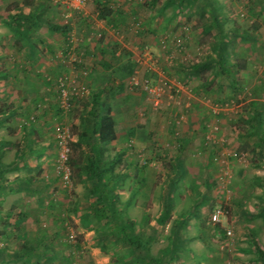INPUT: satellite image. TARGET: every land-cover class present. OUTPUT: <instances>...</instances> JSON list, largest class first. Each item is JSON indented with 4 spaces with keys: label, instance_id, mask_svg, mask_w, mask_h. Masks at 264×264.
<instances>
[{
    "label": "rangeland",
    "instance_id": "1",
    "mask_svg": "<svg viewBox=\"0 0 264 264\" xmlns=\"http://www.w3.org/2000/svg\"><path fill=\"white\" fill-rule=\"evenodd\" d=\"M163 1L0 0L1 16L15 13L19 5L28 12L31 8L25 2L40 3L44 19L68 24L71 29L69 47L58 33L39 28L30 39L31 49L9 22H0V122L4 124L0 141L10 139L14 145L6 161L16 160L13 151L21 140L23 125L29 127L33 116V147L47 146L40 156L19 164L35 176L37 187L56 178L43 189L36 204L1 189L0 251L11 253L32 246L35 237H47L48 242L58 233L42 261L6 262L0 255V264H111L115 260L111 252L99 248L93 228L84 226L88 221L93 227L94 222L85 209L84 175L71 170L64 183L57 173L56 134L67 135L71 155L84 102L93 89L107 86L108 71H114L125 53L136 65L135 71L122 79L121 91L115 89L104 99L112 106L117 130V140L106 154L123 152L115 176L127 168L119 189L120 200H130L126 216L137 228L145 222L148 227L154 225L170 161L181 150L185 173L177 181L171 216L157 228L150 253L155 256L167 245L172 221L192 209L199 194H205V202L188 218L185 250L173 264H259L250 233L264 251V218L258 213L264 208V160L244 149L238 136L250 130L245 123L249 104H264V0H212L218 6L223 31L238 34L228 38L229 51L234 52L230 62L242 64L234 68V86L211 70L194 77L179 68L213 52L216 38L213 29L207 31L209 8L201 10L202 5L196 3L159 10ZM103 7L112 11L105 19L99 15ZM114 49L119 60L112 58ZM103 63L109 64L110 70ZM60 77L68 91L83 86L88 92L69 93L63 99L57 84ZM47 88L48 93L43 94ZM11 109L15 111L3 118ZM27 110H32V115ZM130 129L135 135L127 139ZM130 164L145 169L134 172ZM7 174L3 179H12L15 173ZM207 176L210 188L205 192ZM50 203L55 224L47 212ZM25 207L28 210H23ZM216 208L225 214L218 224L210 220ZM20 211L23 218L38 223L16 226L15 215ZM216 225L222 232L214 231Z\"/></svg>",
    "mask_w": 264,
    "mask_h": 264
},
{
    "label": "trees",
    "instance_id": "2",
    "mask_svg": "<svg viewBox=\"0 0 264 264\" xmlns=\"http://www.w3.org/2000/svg\"><path fill=\"white\" fill-rule=\"evenodd\" d=\"M200 3L201 10L209 8L211 15V23L207 31L213 29L215 31L216 42L213 45V52L207 54L202 60L191 63L184 67L186 76L198 77L206 71H213L215 77L221 76L227 79L231 86L236 84L234 79V68L242 64H232L230 62L233 51H229V35L234 37L238 35L233 31L225 32L222 29L221 18L218 12V6L212 0H164L159 10L172 7L179 9L189 5ZM25 5L31 9L28 12L23 11L22 6L16 7V12L13 14H6L5 21L10 23L12 31L20 34L24 38L25 43L31 49L30 39L37 35V29L46 28L48 31L58 33L62 36L64 43L69 47L71 45L70 27L68 24H56L47 19H44L42 12V5L38 3L36 6L25 2ZM100 2L97 3L99 7ZM100 17L105 19L112 13L111 8L103 7L99 9ZM3 17L0 16V22ZM245 33L244 37H246ZM112 58L119 60L116 56V50L110 51ZM125 58L118 63L114 71L109 72V83L107 86L98 87L91 91L89 99L84 102L83 115L80 117L78 124L75 126L76 140L72 143V154L68 157V167L73 173L79 176L84 175L83 182L86 186V206L88 214L94 219L93 227L88 221L84 223L86 229L93 228L96 232V238L99 243V248L104 252H111V257L115 260L111 264H173L178 260L179 255L185 250L187 237L184 230L187 225L188 218L194 213L197 206L205 202V194H199L198 198L187 212L180 214L171 223L170 235L167 245L160 249L158 254L153 256L150 253L152 242L156 238L157 228L164 225L171 216L173 209V194L177 188V181L179 177L185 173L181 159L183 153L181 150L174 155L170 161L171 168L164 180V185L160 193V210L154 219V225L149 226L143 224L140 228L136 227V222L126 216V208L130 200L121 201L119 196V189L123 183L127 171H119L115 176L116 166L121 162L123 152L107 155L109 145L117 140V130L115 119L112 114V106L104 98L105 95H111L115 89L122 90V79L131 76L136 65L128 59L125 53ZM104 65V63H103ZM110 70V65H104ZM58 84V81H57ZM110 86V87H109ZM108 88V90H107ZM248 118L245 123L250 125V130H244L238 137L244 149L249 150L259 160H264V104L259 102H252L248 108ZM35 110H37L35 108ZM29 114L32 115V110ZM45 112V111H44ZM5 115V114H4ZM29 118L30 120L32 119ZM29 122V127L23 125V133L20 142L17 144L15 151V161L5 164L0 159V191L6 182L3 176L7 172L15 171L20 162L25 161L28 157L40 156L42 147L35 149L33 147L35 129L33 124ZM2 121L0 122V126ZM135 135V130L130 129L126 133L127 139ZM0 145V149H1ZM1 156V155H0ZM58 164V163H57ZM56 162L54 163V167ZM134 172H140L145 169V166L138 164H130ZM210 177L207 176L204 180V190L209 191ZM30 180V179H29ZM32 180V179H31ZM25 182L28 184L26 189L33 188L32 181ZM144 180V179H143ZM56 181L53 179L52 183ZM16 182V181H14ZM49 183V184H52ZM19 183L18 185H21ZM49 184H44L38 187L40 192L36 193L39 198L42 197V190H46ZM37 187V186H36ZM37 191V190H36ZM40 200V199H39ZM244 213V211L240 210ZM47 212L51 215L50 221L55 224L57 218L53 216L55 209L53 203L47 208ZM258 213L264 218V208H260ZM253 216L252 213H245ZM23 212L20 211L15 215L14 222L16 226L22 224ZM61 227L62 222H59ZM221 231L219 225L214 227V231ZM58 233H54L51 241L46 242L47 237H35L32 246L23 247L21 250H14L11 253L0 251L2 261L19 262L32 260L40 262L46 258L51 242L56 239ZM50 240V239H49ZM250 241L254 252L256 254V261L259 264H264V251L259 247L258 241L253 233H250Z\"/></svg>",
    "mask_w": 264,
    "mask_h": 264
},
{
    "label": "crops",
    "instance_id": "3",
    "mask_svg": "<svg viewBox=\"0 0 264 264\" xmlns=\"http://www.w3.org/2000/svg\"><path fill=\"white\" fill-rule=\"evenodd\" d=\"M2 17H3V20H4L5 17L4 16H2ZM48 90H49L48 88L47 89H43V94H47L48 93ZM0 111H2V108L0 109ZM13 111H15V109H11L5 115H7V114L10 115V114L13 113ZM14 114H15V112H14ZM5 115L3 116V118L5 117ZM0 127L1 128L4 127V124H2V126H0ZM9 140L10 139L4 140V142H1L0 141V145L2 146L1 149H0V155H1L0 156V159L5 164L10 163V162L6 161V158L9 155L8 154L9 153V150L12 147H14V145H12ZM45 145L47 146V144H45ZM45 145H43L44 147H42V150H41L40 154H43L44 153L43 151L46 149L45 148ZM15 151H16V149H14V151H13V157L14 158H15ZM12 172L15 173L14 174V177H12V179H11L8 176V178H10V179H6L5 180L6 182L3 185L4 187L1 188V189H5L4 190V193L7 192V194H11V195H20V196H23L25 199H30L31 201L33 200V203L34 204L38 203L39 202L38 199H40V198H38V195H36V193L40 192V189L38 187H36V185H35V176L31 177L32 176L31 173L29 174L28 172H25L24 167L22 168V164H18V166L15 169V171L7 172V173H12ZM25 173H28V177H26ZM29 179L30 180L32 179L31 180L32 181L31 182V185H32L33 188H31V189L28 190V189H26V187L28 186V184H26L25 182L30 181ZM14 181H16V182H14ZM19 183H22V184L21 185H18ZM42 192H43V190H42ZM25 208L26 209H23V210H28L27 207H25ZM26 219L23 218V220H22L21 223L23 225H26L27 227L38 223V220L37 219H31V220H26ZM23 233H24L23 236H26L25 235L26 232H23ZM50 241H51V239L49 240V242Z\"/></svg>",
    "mask_w": 264,
    "mask_h": 264
},
{
    "label": "built area",
    "instance_id": "4",
    "mask_svg": "<svg viewBox=\"0 0 264 264\" xmlns=\"http://www.w3.org/2000/svg\"><path fill=\"white\" fill-rule=\"evenodd\" d=\"M65 79L59 78L58 79V87L61 94V97L63 99L68 98V94H74L78 95L79 93L88 92L87 89L85 91V87L81 86L77 89H71V91H68L67 85H65ZM133 84H137L136 82H133ZM58 146H59V152H58V161H57V173L62 176V181L64 183H67L69 181V175H70V169L68 167L67 161L70 154V147L68 142V137L64 133H58L56 134ZM225 214L220 208H216L212 211L210 215L211 222L218 224L221 221V218L224 217ZM228 234H230V231H228Z\"/></svg>",
    "mask_w": 264,
    "mask_h": 264
}]
</instances>
